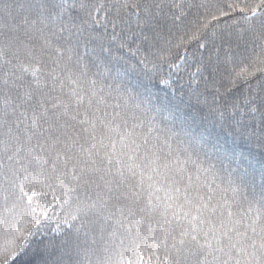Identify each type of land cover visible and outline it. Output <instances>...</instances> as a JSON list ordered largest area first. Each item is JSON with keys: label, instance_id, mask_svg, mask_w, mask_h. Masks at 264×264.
<instances>
[{"label": "snow or ice", "instance_id": "1", "mask_svg": "<svg viewBox=\"0 0 264 264\" xmlns=\"http://www.w3.org/2000/svg\"><path fill=\"white\" fill-rule=\"evenodd\" d=\"M0 264H264V0H0Z\"/></svg>", "mask_w": 264, "mask_h": 264}]
</instances>
